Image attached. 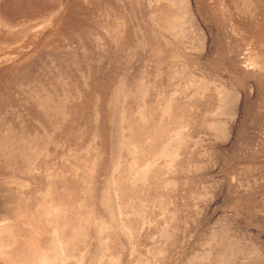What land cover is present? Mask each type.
Listing matches in <instances>:
<instances>
[{
	"label": "rangeland",
	"instance_id": "obj_1",
	"mask_svg": "<svg viewBox=\"0 0 264 264\" xmlns=\"http://www.w3.org/2000/svg\"><path fill=\"white\" fill-rule=\"evenodd\" d=\"M0 264H264V0H0Z\"/></svg>",
	"mask_w": 264,
	"mask_h": 264
}]
</instances>
